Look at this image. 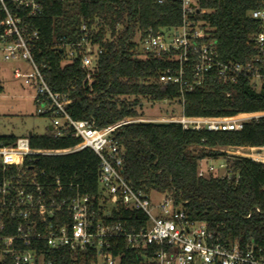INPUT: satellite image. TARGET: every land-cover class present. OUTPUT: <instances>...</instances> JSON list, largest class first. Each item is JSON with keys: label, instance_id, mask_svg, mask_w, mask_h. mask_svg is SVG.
Returning <instances> with one entry per match:
<instances>
[{"label": "built area", "instance_id": "1", "mask_svg": "<svg viewBox=\"0 0 264 264\" xmlns=\"http://www.w3.org/2000/svg\"><path fill=\"white\" fill-rule=\"evenodd\" d=\"M50 1L65 0H0V65L20 63L13 69V76L30 90L21 96L30 97L36 114L51 120L56 137L71 132L81 143L65 149H33L29 134L12 144L0 138V262L63 264L48 258L47 250L67 248L74 254L70 264H264V244L235 238L225 232L224 225L212 227L206 220L192 219L170 193L145 191L127 181L125 149L114 139L113 131L126 123L157 120L128 117L100 128L93 119L72 117L69 106L81 98L71 95L73 87L67 91L53 89L36 58L41 30L35 19ZM177 1L182 13L179 25L135 32L132 41L144 55H167L170 59L168 67L139 79L140 84L176 85L182 105L185 94L203 85L212 72L225 83L249 77L255 87L257 83L261 87L264 0H258L259 7L250 12L260 23V31L251 37L256 54L245 62L222 59L214 29L204 17V0ZM122 29L119 23L112 28L105 19L96 18L91 26L86 22L81 25L78 40L55 42L63 52L64 63L80 60L82 88L89 98L95 94L104 51L95 37L103 34V41L112 42ZM261 116L264 111L226 117L182 113L163 121L179 122L193 130L240 131L245 123ZM84 148H91L100 159L97 195L83 192L73 182L63 184L60 178L47 182L44 172L38 173L33 166L36 155H62ZM220 150L226 153L222 157L225 162L217 168L210 162L214 159H203L200 176L231 177L227 163L230 157H247L264 164V146ZM121 208L140 213L135 224L114 219L113 211Z\"/></svg>", "mask_w": 264, "mask_h": 264}, {"label": "trees", "instance_id": "2", "mask_svg": "<svg viewBox=\"0 0 264 264\" xmlns=\"http://www.w3.org/2000/svg\"><path fill=\"white\" fill-rule=\"evenodd\" d=\"M203 5L222 59L245 62L256 54L251 37L260 31V23L250 12L259 7L258 0H204ZM96 18L105 19L112 28L119 23L123 29L112 42L103 41V34L95 37L104 51L100 55L95 94L89 98L82 88L84 71L80 60L64 63L63 52L55 42L78 40L81 25L86 22L91 26ZM181 22L177 0L50 1L35 19L41 30L36 58L53 89L67 91L73 87L71 95L81 98L69 106L72 117L93 119L98 127L105 128L128 117L143 116L140 97L155 102L179 99L176 85L140 84L139 79L168 67L170 59L167 55H144L132 40L137 29L159 30ZM3 91L0 84V94ZM182 107L183 114L191 117L264 111V80L257 89L249 77L225 83L212 72L203 85L185 94ZM113 136L125 149L124 175L134 187L170 193L192 219L206 220L212 227L224 225L225 232L235 238L264 244V164L237 156L227 159L231 177L198 173L203 159L226 156L221 148L264 146V116L248 121L240 131L193 130L179 122L159 125L139 121L118 126ZM28 137L33 149H65L81 143L71 132L56 137L50 129ZM0 138L5 144H12L18 136ZM33 166L38 173L44 172L47 182L60 178L63 184H79L90 195L99 193L100 159L91 148L62 155H36ZM113 214L115 220L129 224H135L140 216L122 208ZM47 253L48 258L63 264H70L74 256L67 248L48 249ZM0 264L12 263L8 259Z\"/></svg>", "mask_w": 264, "mask_h": 264}, {"label": "rangeland", "instance_id": "3", "mask_svg": "<svg viewBox=\"0 0 264 264\" xmlns=\"http://www.w3.org/2000/svg\"><path fill=\"white\" fill-rule=\"evenodd\" d=\"M169 34H173V31ZM20 63H3L0 65V84L4 91L0 97V136H27L30 132L43 134L51 126V120L36 114V106L30 97H22L30 93L27 86L14 78L13 69ZM259 89L260 84H256ZM144 120H170L183 113L182 104L178 101H153L148 97H140ZM219 168L225 161L223 158L210 161Z\"/></svg>", "mask_w": 264, "mask_h": 264}, {"label": "water", "instance_id": "4", "mask_svg": "<svg viewBox=\"0 0 264 264\" xmlns=\"http://www.w3.org/2000/svg\"><path fill=\"white\" fill-rule=\"evenodd\" d=\"M155 123L161 125V124H168L169 121H155ZM49 129L51 130L52 126H50ZM29 134H32V132H30Z\"/></svg>", "mask_w": 264, "mask_h": 264}]
</instances>
